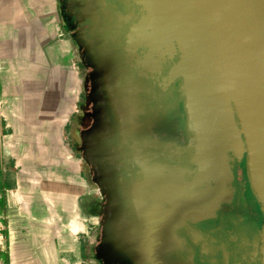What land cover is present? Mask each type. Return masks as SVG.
Returning <instances> with one entry per match:
<instances>
[{
  "label": "crops",
  "instance_id": "crops-1",
  "mask_svg": "<svg viewBox=\"0 0 264 264\" xmlns=\"http://www.w3.org/2000/svg\"><path fill=\"white\" fill-rule=\"evenodd\" d=\"M75 27L64 0H0V215L9 225L10 264H107L99 247L104 202L78 150L87 74ZM157 166H152L151 177L155 195L146 213L142 206V218L154 207L161 214L170 210L157 174L176 185L179 206L194 204L195 196L212 194L215 204L222 200L215 184L206 194L193 184L186 201L184 185ZM200 207V215L193 218L205 231L184 220L175 227L181 238L178 263L183 256L179 228L183 226L192 246L195 230L201 233L196 237L200 248L201 240H207L204 233L211 232L204 224H215L211 207ZM124 248L139 256L129 251L126 239Z\"/></svg>",
  "mask_w": 264,
  "mask_h": 264
},
{
  "label": "flooded vegetation",
  "instance_id": "flooded-vegetation-1",
  "mask_svg": "<svg viewBox=\"0 0 264 264\" xmlns=\"http://www.w3.org/2000/svg\"><path fill=\"white\" fill-rule=\"evenodd\" d=\"M64 6L84 53L86 118L78 150L104 202L99 247L107 264H137L138 256L124 248L125 230L139 226L142 206L145 213L151 206L156 189L152 166L165 160L171 177L195 167L190 162L195 139L181 79L172 78L171 63H159L137 41L128 45V28L138 14L132 0H64ZM158 142L168 151L155 150ZM244 162L234 171L237 187L212 205L215 224H204L211 232L204 233L207 240H201L200 248L189 244L183 226L179 228L183 256L178 264H260L264 213L251 194ZM213 186L196 184L194 190L206 194Z\"/></svg>",
  "mask_w": 264,
  "mask_h": 264
},
{
  "label": "water",
  "instance_id": "water-1",
  "mask_svg": "<svg viewBox=\"0 0 264 264\" xmlns=\"http://www.w3.org/2000/svg\"><path fill=\"white\" fill-rule=\"evenodd\" d=\"M132 2L138 14L128 28V45L137 41L159 63H171L172 78L181 79L195 139L190 158L195 167L182 172H191V185L213 181L224 199L237 187L234 171L245 160L251 194L264 213V0ZM164 146L158 142L154 149L167 152ZM166 163L157 161V168L165 171ZM156 177L170 210L161 214L154 207L138 227L127 226L126 243L138 252L137 264H178L181 238L175 227L184 220L205 231L193 218L200 215L201 203L179 206L176 185L170 186L165 174ZM173 215L177 218L167 219ZM259 259L264 264V223Z\"/></svg>",
  "mask_w": 264,
  "mask_h": 264
},
{
  "label": "rangeland",
  "instance_id": "rangeland-1",
  "mask_svg": "<svg viewBox=\"0 0 264 264\" xmlns=\"http://www.w3.org/2000/svg\"><path fill=\"white\" fill-rule=\"evenodd\" d=\"M172 181L175 180L176 184L178 183L179 185L182 184L184 185V188H185V200L188 201L192 195V189H191V184H192V181H193V175L191 174V172H187V173H184L181 177H175V176H172ZM213 198H215L216 200V196L213 197L212 194H210L209 196L208 195H203V197L199 198L198 201L199 202H195L194 204H189L188 206L190 208H193L194 206H196V204H198V206L200 205V203L202 204H205V209H208L210 207H212V205L214 204V201Z\"/></svg>",
  "mask_w": 264,
  "mask_h": 264
},
{
  "label": "built area",
  "instance_id": "built-area-1",
  "mask_svg": "<svg viewBox=\"0 0 264 264\" xmlns=\"http://www.w3.org/2000/svg\"><path fill=\"white\" fill-rule=\"evenodd\" d=\"M9 225L5 216L0 215V264H10L8 254L10 252Z\"/></svg>",
  "mask_w": 264,
  "mask_h": 264
}]
</instances>
